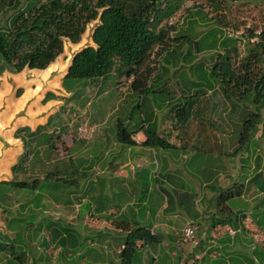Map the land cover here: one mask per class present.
I'll list each match as a JSON object with an SVG mask.
<instances>
[{
    "label": "trees",
    "instance_id": "trees-1",
    "mask_svg": "<svg viewBox=\"0 0 264 264\" xmlns=\"http://www.w3.org/2000/svg\"><path fill=\"white\" fill-rule=\"evenodd\" d=\"M199 1L210 5L216 13L210 15V12H204V4L198 3ZM260 1L264 3V0ZM188 2H191L190 6L187 5ZM258 2L259 0H255L256 5ZM231 4L229 0H0V76L5 71L20 73L24 69L48 68L63 54L66 40L72 44L79 43L87 25L99 20L91 35L93 45L82 47L74 54L68 71L62 79L63 87L68 91L69 88L65 85L68 79H106L108 75L113 74L117 78L132 76L130 89L138 97L145 98L150 94H156V85L163 83L164 76L170 72L166 63L177 51L174 43L178 39L183 40L189 46L185 55L189 59L184 62L190 64L189 73L195 79L193 81L188 79L190 84L189 81L183 83L182 80L178 83H182L185 89H194V91L192 94L188 93L183 99L184 102H177L172 106L176 123L187 126L192 119L196 117L200 119L202 116L205 117V121H201L200 124L213 123L210 104H204L208 106L206 110L199 106L195 107L202 98L206 99L202 95H205L208 89L221 87L224 94L236 99V94L242 99L248 95L252 98L251 103L254 107L243 121L239 151L250 135L249 132L252 130V136L262 122L264 25L259 32L248 27L249 35L244 47L246 53L238 56L236 43L239 38L231 35L220 39L223 29L230 26L236 29L239 24H245V20L234 19ZM224 8L226 14L223 12ZM180 12H183L187 18V25L181 30L176 29V25H179L178 20L169 24L170 18L176 17ZM261 15L264 20V9ZM185 18L183 17V20ZM200 23L210 27L206 31H196V26ZM172 32L178 34L172 36ZM253 38L255 40L251 41ZM192 43L194 50L190 49ZM204 52L210 53L207 60L199 57ZM162 57L166 58V63H160L158 65L160 72L153 74L155 69L152 66L153 62L156 59L160 62ZM180 73L183 77L188 72ZM22 91V88H18L16 96H20ZM164 91L167 90L162 88L161 92ZM56 97L53 93L47 92L42 101L45 103ZM208 101L209 99L204 102L208 103ZM141 104L143 101L138 105ZM48 123L50 122L39 125L34 130L28 126H21L14 133V137L21 140L25 151L17 157L10 168L12 178L0 182V213L2 217H9L6 226L13 234L21 228L26 231L30 229L32 232L31 227L34 224H31V220L34 221L35 214L42 211L46 186L52 184L56 187L64 179L58 173L65 167L68 168V165H63V168L58 169L55 164L54 170L48 171L43 166H46L47 162L43 159L39 148L46 149L45 158L48 160L56 150V143L53 141L55 138L49 136L46 130ZM142 128L141 125L139 129ZM144 133L146 136L142 142L144 146L176 147L157 133L155 123H150ZM131 135L132 131L118 122V140L125 145H132L134 140ZM57 136L59 138L58 134ZM32 142H34L32 149L36 147L37 149L29 159ZM195 146L197 149L199 145ZM29 162L31 165H34L33 162H39L41 169L17 179L16 172H26ZM73 169L76 170V167ZM259 178V173H256L248 183L255 184L264 191V184L258 183ZM66 182L75 183L76 180L70 179ZM243 187L244 182L234 183L222 191L219 200L224 202L231 197L240 196ZM17 193L21 194L20 198L23 199L14 214L10 206L15 203L16 199L13 200V196ZM52 224L53 222H47L42 227L40 223L41 226H37L34 230L35 235H29L26 239L33 241L38 238L42 230H45L51 237V242L56 241V228H50ZM12 238V242L17 240L15 235ZM137 241L155 244L158 243V236L152 234L147 227L128 231L123 248L119 252L120 264H133ZM39 244L49 245L44 237ZM25 245L20 254H15L14 251L11 253V256L15 254L14 257L19 260V264H26ZM194 255V253L190 254V256ZM31 264H34V261Z\"/></svg>",
    "mask_w": 264,
    "mask_h": 264
},
{
    "label": "rangeland",
    "instance_id": "rangeland-1",
    "mask_svg": "<svg viewBox=\"0 0 264 264\" xmlns=\"http://www.w3.org/2000/svg\"><path fill=\"white\" fill-rule=\"evenodd\" d=\"M229 1L232 2L231 11L234 19L245 20V24H239L238 28L236 29H233V27L231 26L229 28L223 29L222 33L220 34V39L224 38L225 36L231 35L233 37L236 36V38H239L236 43L239 50L238 56H243L246 53L244 47L247 42V36L249 35L247 31L248 27L251 29H255L256 32H259L262 25H264V20L261 18V13L264 9V3H262V1L260 0L257 5L255 4V0ZM202 2L199 1L198 3ZM187 5L190 6L191 2H188ZM203 10L204 12H210V15H214L216 13L215 11H213L210 5L204 4ZM223 12L226 14L225 8L223 9ZM182 17L185 18V14L183 12H180V14L176 15V21H180ZM186 19L187 18L183 20V24L180 25L179 23V25H176V29L181 30L182 28H185L187 25ZM98 23L99 20H95L87 25L86 31L81 38V46L79 48L75 45H71V43L66 40L64 42L63 54L60 55L55 60L53 65L48 68V72L44 74V76L42 74L35 76L34 80L36 79L37 83H39V80H47L45 84L42 85V93H44V95L50 89L55 88L52 87L54 79L60 78L67 71V67L68 65H70L71 59L77 52V50L87 45H93L91 35L93 29ZM209 27V25L205 26L200 23L196 26L195 30L206 31ZM176 34L178 33H171L172 36H175ZM254 40L255 38L251 39V41ZM190 46V49L194 50L193 43ZM188 47L189 46L185 44L183 40L178 39L174 43V48L177 51L167 60V63L165 62L166 58L163 59L164 56L160 59V62L158 61V59L153 62L152 66H154L155 68L153 74H158L160 72L158 65L164 62L170 68V72L167 75H171L170 81L172 82L173 86H175V84H179L178 82L180 80H182L183 83L189 81L186 76L190 74V64L184 62L189 59V57L185 56L189 49ZM209 54V52H204L201 53L199 57L202 60H207ZM180 72L188 73L184 74V76L182 77V73ZM116 78L117 77L113 74L108 75L106 79H68L67 82H65V85L67 86V88H69V92L67 91L69 93V96L67 98H63L64 106L50 117V123H48L46 126V130L49 136L55 138L53 141L56 143V150L51 156V159L48 160L45 158L46 149L44 147L39 148L40 153H42L43 159H45L47 162L46 166L43 165L44 168H47L49 171H53L55 164L57 165L58 169H61L63 168L64 164L68 165L70 164V162L72 164L78 162V160L73 158L69 153L70 151L65 146L62 138L70 136L71 138H75L78 141L86 142L89 138L92 137L95 130L94 132L92 131V135L90 137L82 135L83 130L80 131V128L85 127V124H87L86 129L88 127L89 131L90 129H94V127L91 126L97 124V130H103L105 131V133L116 134L118 122H124L128 120L127 117H130V114L134 116V120L136 123L139 122L140 114L139 106H137L139 101L138 95H128L125 93V91L120 92V87H116ZM22 79L24 78L22 77ZM190 79L194 80L195 78ZM20 82L21 80L19 82L16 81L12 74L7 71L3 72V74L0 76V124L4 123L2 126L0 125V134H4L5 136L10 137V139L8 140L12 142L11 144L8 143V145H5L3 138H0V143L2 144L1 147L3 151H6L5 156L0 154V178H12L13 174L10 168L12 164L16 162L17 156L25 151L22 148L23 146L21 142L16 143L15 141L11 140V136L14 133V127L12 126V124L10 125L8 123L9 121H11L14 114H16L13 111L15 110V106L18 100L23 98L25 89L28 88L27 84L25 86ZM188 83L190 84L191 82L189 81ZM120 84L123 87L125 86V84H123V81H120ZM18 88H22L23 90L21 96H16ZM167 92H169V90ZM211 94V99L214 104V113L216 114L215 121L219 127V131L225 136V144L223 142V144L221 145H215L214 150L212 149L210 151L205 150V148L200 144H198L199 146H197L196 150L188 152L184 151L188 150L191 146L184 144L178 145L175 148L158 147L155 148L156 151L151 149L148 153L149 161H147L144 165V171H142L135 179L131 177V181H129L130 178L127 179V181L132 183L131 186L133 187V191L130 192L129 189L127 190L125 187H118V184H115L113 188L109 189L107 193L106 189L104 188L98 200V206H100V204L102 203L107 202L109 206L117 208L127 201L128 204L125 205V214H127L132 209L131 204L135 201L140 202L141 197L145 195L148 198L149 205L154 208L158 205V203L160 204L167 201L166 196H168V198L171 197L173 192L172 187L176 186L178 189L186 191V194H188V196L192 195V201L194 202L196 207H198L196 200L200 193L197 191L198 184L202 187L203 191L208 189V187L205 188V185H211L215 187L220 186V172L217 171V169H221L223 164L224 167L228 169L227 159H229V161H235L237 166H240L241 168L240 176L233 178V182H243L246 176H249L250 173H256L258 169H260L262 173H264V110H262V122L260 123L258 130L254 132L252 136V130L249 132L250 135L248 134L249 136L247 140L238 151V146H240L239 142L241 139L240 135L243 131V121L247 118L248 114L254 107V105H252L251 103L252 98L247 95L244 99H242V97L236 93L235 94L237 99L233 96L229 97L223 93L221 87L215 89ZM44 95L42 96L41 94L43 98ZM153 96H155L156 98L158 107H163L162 104H164V99L167 97V94L157 93L152 94L151 97ZM128 97L133 100L130 102H126L125 100ZM38 105V103L34 102L33 107H35V111L38 110ZM173 105L174 103L171 104V106ZM165 113H169L167 114V116L172 117V114L170 113V111L168 112L167 109L162 112L161 116H164ZM20 115L21 114H17V116ZM174 119L176 120L175 117ZM160 121L161 123H163L160 127H163L164 123H167L168 119L161 117ZM23 123L24 122H19V124ZM128 127V129L131 130V126L129 124ZM167 127H169V125ZM57 134L59 135V138L58 136L56 137ZM33 146L34 142H32L31 147L29 148V159L33 157V154L37 149V147L35 149H32ZM217 147L219 150H216ZM94 153H97L99 162H101L103 165L108 163L111 156V154H105L104 150H102L101 148V145H98L96 147V151H94ZM68 155L75 161L67 158ZM62 156H64V158L59 159ZM170 159L174 160L178 165L175 170L169 171L165 169L166 165L170 163ZM33 163L34 165H31V162H29V164L27 165L28 172L26 171L23 173L21 171H17L16 178L20 179L23 176H26V174L28 175L32 172H38L41 169L40 163ZM82 164L79 162L78 167H80ZM203 167H205L206 169L212 167L213 171L208 169L206 171H203ZM150 170L151 174H149ZM76 172L77 170L62 173L61 177H63L64 179L56 187H54V185L52 184H48L46 186V189L44 190L45 197L42 199V211L35 214L36 217L34 218V221L31 220V224H34L31 227L32 232H30V229L26 231L25 229L21 228L17 233L12 235L10 234L11 231L7 230L8 228L6 226V220H8L9 217H2V222L0 221V264H19V260L15 258L14 255L20 254L22 251V247L25 244L26 245L24 247V250L27 256L26 264H31L33 261L34 264H52V261L49 262L50 260H52V252L50 251L49 245L44 246L39 244L43 236L42 233H40L38 238L34 239L33 241H29V239L26 238H29V235H35L34 230L37 226H41L40 223L42 224V227H44V223L47 221V219H49V222H53L50 228L57 227L56 218L60 216V213H57L58 205L62 206L63 204H66L69 205V208H72V210H74V205L78 203L79 199L84 198V200L80 202L81 207L77 209V212L75 213L79 215L80 219L89 214L91 210L90 204L92 203V199L89 197L91 189L88 183V178H78L77 176H80V172ZM217 172H219V174ZM166 173L167 175H170L168 178L165 177ZM70 179L76 180V182H66ZM230 181L231 180L228 179V181H226L224 184L227 185L230 183ZM115 190H117V195H114L113 193V191ZM222 191L215 193L213 202L216 206L221 202L219 200V196L222 195ZM20 195H18L17 193L13 196V200L16 199V201L10 207L14 214L18 210L19 202H22L23 199L20 198ZM181 200L185 201V198L182 197ZM228 204L232 206L233 202L231 201ZM68 207L67 209H69ZM27 211L28 210H26L25 213H27ZM68 213L72 214V211L69 210ZM231 216L233 217V214H231ZM150 219H152V215L150 216ZM172 220L176 221L173 226L177 230L181 225H183L185 218L182 215H178V217L172 218ZM215 220V218H209L208 223H211ZM5 232H7L8 234H6ZM44 234L45 237L49 238L48 232L44 231ZM112 234L120 237V239L122 238L123 241V238H125L126 235L125 232H114ZM14 235L17 237V240L15 242H12V237H14ZM91 235L94 234L92 233ZM84 239L85 238H82L80 242L79 250L83 255H87L89 257L86 264H95V261L91 259V245L89 241L86 242L84 241ZM233 242H235V248L238 249L231 251V253H229V258H226L224 256L225 254L222 253V257L217 255H215L214 258L205 257L202 261V264H264V243H258L255 241L251 242L250 240L244 242L238 239V235L233 240ZM196 244L198 243L196 242L195 244L184 245L182 250L184 251L185 248L189 246L191 247ZM164 249H166V247L164 248L158 246L154 248V251L158 250V253H160V256L158 258L159 262L157 264H166L165 260L169 256L166 254V257H164ZM173 250L177 249L173 248ZM12 251H14L15 254H12L11 256ZM41 251H44L45 255L51 253V255L49 256V260L40 259V257L44 256V254H41ZM184 253L187 254L186 252ZM149 255V249H147V247L137 249L134 254L133 264H151V261L146 259ZM34 258L36 260H34Z\"/></svg>",
    "mask_w": 264,
    "mask_h": 264
},
{
    "label": "crops",
    "instance_id": "crops-1",
    "mask_svg": "<svg viewBox=\"0 0 264 264\" xmlns=\"http://www.w3.org/2000/svg\"><path fill=\"white\" fill-rule=\"evenodd\" d=\"M77 44L71 43V45ZM51 65H53V63ZM48 68L44 70L24 69L20 73H11L16 81L19 82L21 80L20 83H23L25 86L26 84L28 85V88L25 89L23 98L18 100L15 106L13 112L16 114H14L11 121L8 122L14 127V133L17 128L21 126H28L34 130L39 125H45L50 121V117L64 106L63 98L69 96V93L62 84L64 75L58 79H54L52 83V87H55L54 89H50L49 91L47 89L48 92L53 93L57 97L50 99L45 103L42 101L44 99L42 97L44 95V93H42V85L45 84L47 80H39V83H37V80H34V78L39 74L44 76V74L48 72ZM22 77L24 79H22ZM170 78L171 75H165L163 79L164 84L161 83L156 85V94L157 92L167 94V97L164 99V104H162L163 107H158L155 96L151 97L152 94L145 98L138 97V104L143 101V104L137 105L139 106L140 114L139 122H135L132 114H130L132 117H127L128 120L124 122L120 121L123 125H127V130H129L128 124L131 126V130L129 131H132L131 138L134 140L132 145H125L118 140L117 128L116 134H110L105 133L103 130H97V124L91 126L94 127L93 132L94 130L95 132L93 135L91 134L92 137L86 142L78 141L70 136L62 138L65 146L70 151L68 152L73 158L77 159L78 162L75 164L70 162L68 168L65 167L58 174L62 175V173L68 171L71 172L74 170L73 168L76 167V173L80 172V176H77L78 178H88V183L91 189L89 197L92 199V203L90 204L91 210L89 214L85 215L82 219H80L79 215L75 212L81 207L80 202H82L84 198L79 199L78 203L74 205V210L69 208V205L66 204H63L62 206L58 205L57 213H60V216L56 218V241L51 242L52 240H50V236L49 238L45 237V230L41 231L43 235L42 238L44 237L47 239L50 251L52 252V260L49 261H52V264H86L89 257L83 255L79 250L82 238H85L84 241L86 242L89 241L91 245V249L89 248L91 250V259L95 261V264H120L119 252L123 248L124 241L122 238L120 239V237H117L115 234L114 236L112 233L125 232L127 235L128 231L138 227H147L152 234L158 236V243L150 244L141 242L140 246L136 244L137 249H142L144 247L149 249L150 255L147 256L146 259L150 260L151 264H157L159 262V249L154 251V248L158 246L166 247V249H164V257H166V254L169 256L165 260L166 264L178 263L179 253L177 250H173V248H175L173 244H175V242L181 237L183 228L187 223H193L197 226L198 244L185 248L184 252L187 254L194 253L195 255H199L201 261H203L205 257L214 258L215 255L222 257V253L225 254L224 256L226 258H229V253L238 249L235 248V242H233L237 235L238 239L244 242L250 240L251 242L255 241L258 243H264V191H261L257 185L248 183L256 173H259L260 178L258 179V183L264 184V173H262L260 169H258L256 173H250L249 176L244 178V187L242 188V194L240 196L231 197L224 202H220L217 206L213 202L216 192L232 186L236 183L233 182V178L240 176V166H237L235 161H229V159H227L228 169L224 167V164L221 169H217V171L220 172V186L215 187L205 185V188L208 187V189L203 191L202 187L198 184L197 191L200 192L196 199L198 207H196L192 201V195L188 196L186 191L180 190L176 186L172 187L173 192L171 197L168 198V196H166L167 201L160 204L158 203L154 208L149 205L148 198L145 195L141 197L140 202L135 201L131 204L132 209L127 214H125V205L128 204L127 201L117 208L109 206L107 202L98 206V200L104 188L107 193L115 184H118V187H125L127 190L129 189L130 192L133 191V187L131 186L132 183L129 182L132 180L131 177L135 179L142 171H144V165L149 161L148 153L151 149L156 151L153 147L142 145V142L146 139L144 130L150 125V123H155L157 133L160 136L165 137L170 144L175 145L176 147L183 144L190 145L191 147L184 152L196 150L195 145L197 144L202 145L207 151L214 150L215 145H221L223 142L225 144V136L221 134L215 121L216 114L214 113V104L211 99V93L218 87L208 89L206 94L202 95V97L204 96L206 99L201 97L202 100L199 105L196 104L195 106H199L201 109L206 110L208 106H205L204 104H210L213 123L208 124V122H203L200 124L201 121H205V117L202 116L200 119L198 117L192 119L190 123L188 122L187 126H180L174 119L171 104L184 102L183 99L188 93L192 94L194 89H185L182 83L173 86ZM186 78L193 81L190 78L194 77L191 74H188ZM131 80L132 76L128 78L125 76L116 78V87H120V92L125 91L128 95L136 94L129 88ZM120 81H123V84H125L124 87L120 84ZM162 88L167 91L169 90V92H161ZM207 99H209L208 103L204 102L205 100L207 101ZM132 100L133 99L128 97L125 101L130 102ZM34 102L39 104L37 106V111H35V107H33ZM166 109L168 112L170 111L172 117L167 116L169 113H165L164 116H161L162 112ZM17 114L21 115L17 116ZM161 117L168 119L163 127H160L161 124H163L160 121ZM19 122L24 123L19 124ZM3 124L0 125L2 126ZM141 125L143 128L139 129ZM168 125L169 127H167ZM14 133L11 136V140L16 143L21 142L20 139L14 137ZM1 137L7 145L8 143H12L8 140L10 137L0 134V138ZM1 145L2 144L0 143V154L5 156L6 151H3ZM98 145H101V148L106 155L111 154L107 164L103 165L99 162L97 153H94ZM216 150H219L218 147ZM63 158L64 156L59 159ZM67 158L74 160L69 155ZM169 161L170 163L166 165L165 169L169 171L175 170L178 165L172 159ZM79 162L81 164L83 163L80 167H78ZM64 165L67 166L66 164ZM207 169L213 171L212 167ZM207 169L203 167V171H206ZM219 172L217 173L219 174ZM149 174H151V170L149 171ZM169 176L170 175H167V173L165 174L166 178ZM129 178L130 180L127 181ZM227 178L231 181L229 184L225 185L224 183L228 181ZM3 180H9V178H0V182ZM239 183L242 182L240 181ZM113 193L114 195H117V190L113 191ZM182 197L185 198V201L181 200ZM231 201L233 202L232 206L228 204ZM67 207L69 209H67ZM69 210L72 211V214L68 213ZM231 214H233V217ZM151 215L152 219H150ZM178 215H182L185 220L183 225L176 230L173 226L176 221L172 220V218L178 217ZM209 218H215L216 220L208 223ZM0 221L2 222L1 214ZM47 222H49V219H47L45 223ZM92 233L94 235H91ZM10 234L13 233L10 232ZM41 254H44V256L40 257L41 260H49V256L51 255V253L45 255L44 251H41Z\"/></svg>",
    "mask_w": 264,
    "mask_h": 264
},
{
    "label": "built area",
    "instance_id": "built-area-1",
    "mask_svg": "<svg viewBox=\"0 0 264 264\" xmlns=\"http://www.w3.org/2000/svg\"><path fill=\"white\" fill-rule=\"evenodd\" d=\"M177 22L176 17H172L169 20V24H173ZM183 22V17L178 23ZM85 124V127L80 128V131L83 132L82 135L90 136L92 134L93 129H90ZM197 242V226L193 223H187L183 228L182 235L180 239L175 243L174 247L178 250L179 260L177 264H202L201 257L199 255L190 256V254H185L183 249L184 245L187 244H195ZM141 241L136 242L138 246H140Z\"/></svg>",
    "mask_w": 264,
    "mask_h": 264
},
{
    "label": "water",
    "instance_id": "water-1",
    "mask_svg": "<svg viewBox=\"0 0 264 264\" xmlns=\"http://www.w3.org/2000/svg\"><path fill=\"white\" fill-rule=\"evenodd\" d=\"M68 67H69V65H68ZM68 67H67V71H68ZM67 71H66V72H67ZM66 72H65L63 75H65ZM4 144L7 145V143H6L5 141H4Z\"/></svg>",
    "mask_w": 264,
    "mask_h": 264
},
{
    "label": "bare ground",
    "instance_id": "bare-ground-1",
    "mask_svg": "<svg viewBox=\"0 0 264 264\" xmlns=\"http://www.w3.org/2000/svg\"><path fill=\"white\" fill-rule=\"evenodd\" d=\"M75 46H77L79 48L81 46V42L79 44L75 45Z\"/></svg>",
    "mask_w": 264,
    "mask_h": 264
}]
</instances>
